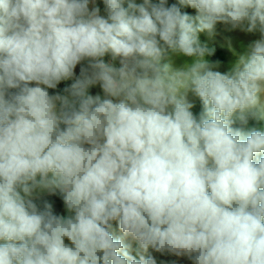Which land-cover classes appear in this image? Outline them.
I'll use <instances>...</instances> for the list:
<instances>
[{
    "label": "clouds",
    "instance_id": "clouds-1",
    "mask_svg": "<svg viewBox=\"0 0 264 264\" xmlns=\"http://www.w3.org/2000/svg\"><path fill=\"white\" fill-rule=\"evenodd\" d=\"M102 2L0 0V264H157L149 248L264 264V130L234 127L264 120V0H178L194 19L168 0ZM218 23L260 34L227 74L198 41ZM34 189L73 215L38 209Z\"/></svg>",
    "mask_w": 264,
    "mask_h": 264
},
{
    "label": "rangeland",
    "instance_id": "rangeland-1",
    "mask_svg": "<svg viewBox=\"0 0 264 264\" xmlns=\"http://www.w3.org/2000/svg\"><path fill=\"white\" fill-rule=\"evenodd\" d=\"M137 2H140V0H137ZM169 5L177 4L178 7L182 8L185 13H187L189 16L193 17V19L198 15L197 10L194 8H191L190 6L186 5H179L178 0H169ZM95 6H98L101 9V15H105L104 12V5L102 0H96ZM125 6H127L125 4ZM92 7V5H90ZM260 38V34L258 32L256 33H246L244 31H241L239 29L231 30L229 25L218 23L214 29V31L209 32L207 30L198 33V41L201 46H207L214 50H221L225 52L226 59L224 62H213L210 60V58L205 55V59L208 61L209 65L212 67V70L219 71L222 74H227L230 72L234 65L238 62L239 58L245 54L248 45ZM106 63L119 67V59H113L111 54H106L103 58ZM171 62L174 67H181L187 62H191V58L184 57L183 55H175L172 54L170 56ZM80 71V65L77 66L75 69V75L79 76ZM72 80L67 81H61L57 87H59L62 84L72 83ZM34 86V85H33ZM50 90V89H49ZM89 94L96 96L100 95L101 97L104 96L103 90L100 87L99 84L92 86L89 89ZM187 99L190 103L193 104V108L191 111L194 114V106L197 103L198 100H200L197 96H195L193 93L189 92ZM252 129V128H251ZM258 130H264V126L260 128H256ZM59 189H53L51 191L49 190H41V189H34L30 199H36L40 196L58 191ZM66 211V214L73 215V213H70L66 206L64 209V212ZM64 214V213H63ZM65 215V217H67ZM112 228L111 232L114 236V238H120L123 236V233L121 232L119 228V222L118 220L112 221ZM125 243L131 244V254L136 256L137 255V249L138 244L135 240H133L130 236L124 237ZM68 241H66L67 243ZM141 254L145 256H152L156 259L157 264H192V261L189 260L187 257L181 256L177 257L175 255L171 254H161L159 252H156L154 249L149 248L147 253H144L141 251ZM138 258V256H137Z\"/></svg>",
    "mask_w": 264,
    "mask_h": 264
},
{
    "label": "trees",
    "instance_id": "trees-1",
    "mask_svg": "<svg viewBox=\"0 0 264 264\" xmlns=\"http://www.w3.org/2000/svg\"><path fill=\"white\" fill-rule=\"evenodd\" d=\"M169 1V0H168ZM182 13H185L182 8H180ZM204 47L207 51L206 54L210 58L211 61L213 62H224L226 59L225 52L221 50H214L211 49L210 47L207 46H202ZM71 83L67 84H62L56 89H50L49 93L50 94H57V93H62L63 89L65 87L70 86ZM202 111V102L200 100L197 101V103L194 106V116L199 118V115ZM264 126V120L258 119V118H253L249 117L247 124H240L237 122L234 127H239L243 131L247 132L251 128H260ZM33 202L37 205L38 209L43 210L45 203L51 204L52 206V211L53 214L55 215H61L65 204L63 201V196L62 193L58 190L43 196H40L36 199H33Z\"/></svg>",
    "mask_w": 264,
    "mask_h": 264
},
{
    "label": "crops",
    "instance_id": "crops-1",
    "mask_svg": "<svg viewBox=\"0 0 264 264\" xmlns=\"http://www.w3.org/2000/svg\"><path fill=\"white\" fill-rule=\"evenodd\" d=\"M64 209H65V207H64ZM64 209H63V211H62V213H61V216H67L68 214H66V211L64 212ZM64 213V214H63Z\"/></svg>",
    "mask_w": 264,
    "mask_h": 264
}]
</instances>
